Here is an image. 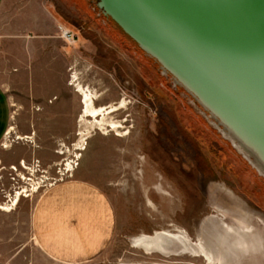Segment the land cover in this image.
Returning <instances> with one entry per match:
<instances>
[{"label":"rangeland","instance_id":"1","mask_svg":"<svg viewBox=\"0 0 264 264\" xmlns=\"http://www.w3.org/2000/svg\"><path fill=\"white\" fill-rule=\"evenodd\" d=\"M1 27L0 35L27 40L29 63L26 78L0 72L14 116V130L0 144V264H63L39 248L32 217L46 190L75 178L101 189L117 216L108 249L80 264H208L174 249L147 254L134 241L178 231L196 242L206 235L204 221L222 211L233 223L238 210L263 240L251 264H264V178L151 60L113 31L95 4L6 0ZM78 83L95 94L97 107L125 100L110 115L127 120L124 136L79 123ZM52 102L60 126L50 125L51 111L44 109ZM206 228L214 248L224 246L222 239V246L214 242L224 234Z\"/></svg>","mask_w":264,"mask_h":264},{"label":"water","instance_id":"2","mask_svg":"<svg viewBox=\"0 0 264 264\" xmlns=\"http://www.w3.org/2000/svg\"><path fill=\"white\" fill-rule=\"evenodd\" d=\"M264 178V0H90Z\"/></svg>","mask_w":264,"mask_h":264},{"label":"crops","instance_id":"3","mask_svg":"<svg viewBox=\"0 0 264 264\" xmlns=\"http://www.w3.org/2000/svg\"><path fill=\"white\" fill-rule=\"evenodd\" d=\"M5 1L0 0V13ZM28 63L27 40L19 35H0V72L26 78ZM56 105L52 102L44 107L51 111V126L61 125ZM12 106L0 83V144L13 127ZM116 224V211L107 195L83 178L66 180L46 190L37 200L32 217L39 248L63 264L85 263L101 256L113 241Z\"/></svg>","mask_w":264,"mask_h":264},{"label":"bare ground","instance_id":"4","mask_svg":"<svg viewBox=\"0 0 264 264\" xmlns=\"http://www.w3.org/2000/svg\"><path fill=\"white\" fill-rule=\"evenodd\" d=\"M72 78L74 85L77 82L78 76L74 74ZM77 88L76 92L80 95L82 104L81 122L79 123H83V125L90 129L98 128L106 130L110 128L118 136H124L125 134L121 135L122 130H129L125 128L127 120H114L110 115L124 109L126 107L125 100H122L120 103H111L106 106L97 107L95 105L97 98L90 89L83 88L79 83L77 84ZM13 130L14 127H11L7 134H10ZM0 209H2L1 206ZM238 212V217L234 218L233 223L227 222L229 214L226 212L222 213V211L220 213L215 212L217 213L215 217L204 221V225L201 227L204 234L207 235L208 230L206 227H209L217 231V233L226 236V240L221 235H218L219 238L217 239L215 237V240L213 238L217 246L221 244V239L224 240V246L221 244L220 246L222 247L220 248L216 246L214 248L213 242L211 243L206 235H202L203 238L200 237L195 242L186 232L178 231L157 232L154 236L142 235L135 239V247L145 250L147 254L160 253L162 255H169L177 251L174 255L189 254L192 257L202 258L208 264H251L252 261L257 260V256H259L262 250L263 240L260 234L252 231L249 217L246 214L240 213L241 211L239 210ZM209 242L211 248H209ZM173 249L174 251H172Z\"/></svg>","mask_w":264,"mask_h":264},{"label":"trees","instance_id":"5","mask_svg":"<svg viewBox=\"0 0 264 264\" xmlns=\"http://www.w3.org/2000/svg\"><path fill=\"white\" fill-rule=\"evenodd\" d=\"M108 23L115 28L116 30H118L125 39L129 40L131 43L135 44L127 35L124 34V32L113 22V21H108Z\"/></svg>","mask_w":264,"mask_h":264},{"label":"flooded vegetation","instance_id":"6","mask_svg":"<svg viewBox=\"0 0 264 264\" xmlns=\"http://www.w3.org/2000/svg\"><path fill=\"white\" fill-rule=\"evenodd\" d=\"M113 31H115V32L118 34L119 37L123 38V35H122L118 30H116L115 28H113ZM125 40H126V42L128 41L129 44H131V45L133 46V48L135 49L136 52H139V50H138L136 44L131 43V42H130L129 40H127V39H125Z\"/></svg>","mask_w":264,"mask_h":264},{"label":"built area","instance_id":"7","mask_svg":"<svg viewBox=\"0 0 264 264\" xmlns=\"http://www.w3.org/2000/svg\"><path fill=\"white\" fill-rule=\"evenodd\" d=\"M64 36H65L66 39H70L71 38V35L68 32L65 33ZM66 170H68V169H66Z\"/></svg>","mask_w":264,"mask_h":264}]
</instances>
